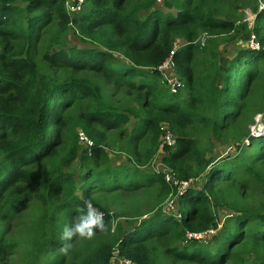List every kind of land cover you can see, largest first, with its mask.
<instances>
[{"label": "trees", "instance_id": "16d2710c", "mask_svg": "<svg viewBox=\"0 0 264 264\" xmlns=\"http://www.w3.org/2000/svg\"><path fill=\"white\" fill-rule=\"evenodd\" d=\"M65 1L0 0V257L15 247L6 242L2 226L25 208L30 196L11 191L21 182L38 185L41 192L35 198L44 205L54 203L52 221L66 211L75 215L86 199L104 213L108 231L82 240L81 246L72 251L69 264H111L115 257L131 264H163L165 258L225 264L232 249L242 242L244 230L264 242V212L243 209L224 223L225 231L203 241L186 239L187 233L218 229L214 206H222L224 201L222 192L216 189L218 183L229 181L236 172L261 181L243 162L250 156L246 155L249 148L241 150L238 146L236 157L216 160L207 157L208 150L190 136L186 127H210L219 138V131L230 129L236 122L240 102L258 67L264 69V21H258L264 9L258 12L255 5L252 10L258 12L252 33L260 48L240 47L219 74L216 41L202 43L198 37L202 32L212 35L234 31L233 23L209 13L220 0H167L164 10L156 8L157 0H85L83 10L74 18L67 14ZM53 19L57 29L42 61L53 71H88L116 88L130 89L140 110L131 139L140 141L149 134L145 161L148 163L161 149L163 166L179 181L196 180L205 174L201 187L198 180L193 181L182 194L175 210L179 219L160 209L174 192L163 173H146L126 164L110 165L106 132L126 125L129 117L104 106L96 83L73 77L59 80L55 74L41 71L33 59L34 44L41 34L38 31ZM71 27L85 48H64L62 40ZM176 41L180 43L176 45ZM171 52L174 71L183 84L174 95L157 71ZM196 57L202 58L198 75L192 66ZM75 100L86 101L83 112L70 111ZM163 124L174 134V148L161 145ZM79 131L92 142L90 147L81 149ZM252 138L264 146V132ZM78 156L84 169L79 176L83 181L80 195L74 175L64 172ZM153 186L158 193L152 211L120 213L128 219L126 223L132 220L129 228L117 227L111 233L115 216L97 191L134 192ZM56 233L40 244L45 264L62 246L60 233Z\"/></svg>", "mask_w": 264, "mask_h": 264}, {"label": "rangeland", "instance_id": "374dc122", "mask_svg": "<svg viewBox=\"0 0 264 264\" xmlns=\"http://www.w3.org/2000/svg\"><path fill=\"white\" fill-rule=\"evenodd\" d=\"M255 5L258 7V12L262 11L264 9V0H220L215 8L212 7L209 10L212 16H216L222 21L231 22L235 27L234 31L215 32L212 35H207L208 38L204 40L205 42L210 39L214 40L219 47V74L224 71L230 60L238 52V49L247 46L253 35L251 27L258 14V12L252 11ZM156 8L164 10L163 4H159ZM165 12L168 11L165 10ZM170 13L175 15V11ZM263 15L264 13L259 16V23L264 21ZM56 23L57 21L53 19L50 24L38 31V34H41L39 41L34 44L33 59L39 64L40 70L55 74L59 80L73 77L75 79H88L96 83L100 87L104 106L120 111L129 117V122L126 125L106 132V152L111 160V166L126 164L138 167L146 173H165L167 169L161 162V158L164 155L161 149L152 160L148 163L145 161V152L149 148V134L140 141L131 139L133 122L136 120V114L140 110L133 102V92L130 89L116 88L106 82L102 76L94 75L88 71L74 72L68 68H59L53 71L42 61V56L45 53L50 37L54 35L57 29ZM74 33H76L75 28L71 27L62 40L64 48H85V45ZM203 34V32L200 33L198 41H202L200 37ZM178 42L176 43L177 45ZM57 48L55 47V49ZM201 60L202 58L196 57L192 62L196 75L201 72ZM259 67L258 74L252 79L247 94L244 95L240 102L241 110L239 111V116L235 119L236 122L230 129L219 131L220 137L216 138L210 127L200 128L198 125L186 127V131L190 136L198 139L201 146L208 150L207 157L212 156L216 160L234 158L238 155V146L242 147L241 150L249 148L246 155L250 156L243 162L250 165L255 173L261 177V181H256L241 172H236L230 176L229 181L217 184L216 189L222 192L224 201L222 206H214L217 222L220 226L214 231L215 234L226 230V226H223L224 223L236 215L239 209L247 212H264V146L257 144L258 140L252 138V136L259 137L264 132V69H262V66ZM73 104L70 110L73 113L77 114L85 110L86 101L75 100ZM153 114H156V112H153ZM163 127L166 126L163 124ZM79 143L81 149H83L84 144L80 141ZM64 172H70L74 175L77 193L80 195L83 181L79 179V176L84 173L80 156L75 159L69 169H64ZM204 175L203 173L197 177L198 179L196 178L197 182H199V187L202 185ZM11 191L16 192V194L29 193L30 196L25 208L11 216L2 226L6 242L15 247L12 251H8L0 257V264H45V253L39 252L40 244L44 239L49 238L51 233H61L64 224L71 222L72 212L66 211L56 215L52 221L54 203L44 205L38 201L35 195L40 193L41 189L34 183L21 182L13 187ZM157 193L156 186L134 192L116 190L102 194L97 191L96 195L108 202L110 210L115 216L110 232L112 233L117 227H124L125 230L129 228L127 224L132 220L126 223L128 219L119 216L120 213H150L155 204ZM160 209L164 212L167 211L165 202L160 206ZM145 217L146 215L142 218ZM102 236H106V234ZM186 239L189 240L190 238L186 237ZM81 243L82 240L75 241L72 251L78 249ZM51 247H48L49 250ZM72 251L65 256L56 249V254L49 256L50 262L47 264H69L72 259ZM231 253V257L225 264H264V242L254 239L250 231L244 230L242 242L234 247ZM163 264L193 263L176 262L170 258H165L163 259Z\"/></svg>", "mask_w": 264, "mask_h": 264}, {"label": "built area", "instance_id": "2783aa9c", "mask_svg": "<svg viewBox=\"0 0 264 264\" xmlns=\"http://www.w3.org/2000/svg\"><path fill=\"white\" fill-rule=\"evenodd\" d=\"M167 0H157L156 3L163 4ZM65 10L70 18L76 17L84 8L85 6V0H66L64 3ZM254 24V22H253ZM252 24V27H253ZM71 25V24H70ZM251 27V28H252ZM207 34H203L200 39H202V43L205 39H207ZM247 47L251 49H259L260 45L254 36V34L251 36L250 40L248 41ZM174 52H171L167 59L163 61L158 67L157 71L160 73L162 77V81L167 88L168 92L172 95L177 94L180 89H182L183 84L179 76L175 73L174 67H173V58ZM162 131V141L161 145H166L169 148H174L176 146V140L174 137V134L170 131L167 127L160 128ZM78 139L81 143L84 144V146L90 147L92 145V142L84 135L82 131L78 132ZM165 182L168 183L172 189H174V192L169 194L168 198L166 199V205H167V212L173 213L174 216L179 219L180 214L178 212H175L177 209V205L179 203V200L184 193L185 190H187L190 185L193 183V181H196L194 179H189L187 181H179L176 179L173 175L170 174V172L167 170L165 173H163ZM220 227V226H219ZM218 227V228H219ZM216 230L209 229V231L204 233H187L186 237H189L191 240H197V241H203L208 236H213L215 234ZM189 239V240H190ZM122 264H131L129 261H121Z\"/></svg>", "mask_w": 264, "mask_h": 264}, {"label": "clouds", "instance_id": "9594fccd", "mask_svg": "<svg viewBox=\"0 0 264 264\" xmlns=\"http://www.w3.org/2000/svg\"><path fill=\"white\" fill-rule=\"evenodd\" d=\"M108 227L104 213L94 206L92 200L86 199L83 207L75 210L71 222L64 224L59 237L62 242L59 252L67 256L72 251L75 241L92 240L98 232H107Z\"/></svg>", "mask_w": 264, "mask_h": 264}, {"label": "crops", "instance_id": "0c3cea01", "mask_svg": "<svg viewBox=\"0 0 264 264\" xmlns=\"http://www.w3.org/2000/svg\"><path fill=\"white\" fill-rule=\"evenodd\" d=\"M176 43H177V41H176ZM180 43V41L178 42V44ZM177 45V44H176ZM135 121V120H134ZM122 260L121 259H118V258H114V259H112V262H111V264H122V262H121Z\"/></svg>", "mask_w": 264, "mask_h": 264}]
</instances>
